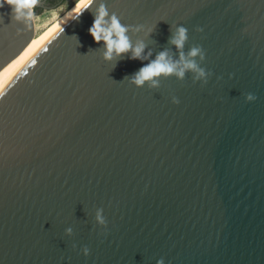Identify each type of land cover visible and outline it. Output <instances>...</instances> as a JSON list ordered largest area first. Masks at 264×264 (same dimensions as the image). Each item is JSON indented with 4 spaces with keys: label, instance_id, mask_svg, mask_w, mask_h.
Listing matches in <instances>:
<instances>
[{
    "label": "water",
    "instance_id": "water-1",
    "mask_svg": "<svg viewBox=\"0 0 264 264\" xmlns=\"http://www.w3.org/2000/svg\"><path fill=\"white\" fill-rule=\"evenodd\" d=\"M100 2L150 60L184 26L212 75L136 87L150 61H105L77 13L0 92V264H264V0ZM0 17L1 67L34 26Z\"/></svg>",
    "mask_w": 264,
    "mask_h": 264
},
{
    "label": "clouds",
    "instance_id": "clouds-1",
    "mask_svg": "<svg viewBox=\"0 0 264 264\" xmlns=\"http://www.w3.org/2000/svg\"><path fill=\"white\" fill-rule=\"evenodd\" d=\"M40 2L41 0H0V8H3L5 5L10 6L13 21L27 22L34 18L35 8ZM96 4L97 0H79V7L77 9L79 14L74 19H78L85 10L93 12V24L88 31L97 44L103 42V59L117 63L130 53V56H127L128 59L150 61L133 75L125 76L124 80H127L136 87L147 85L150 89H158L161 78L167 79L174 76L183 81L186 74L191 73L194 83L197 81L203 84L207 83L208 77L212 73L201 67V63L205 59L202 47L194 45L187 52L184 51L185 44L188 41L187 28L177 26L173 31L172 27H170L171 36L169 37L168 44L175 46L178 58H175L176 54L173 53L171 48H165L156 55L155 59L150 60L153 53L151 49L145 53V49L147 48L146 43L142 39H137L133 42L129 36V32L135 35L143 31L144 26L138 25L132 27L122 24L120 18L115 13H109L107 6L103 2H100L98 6H95ZM81 9L83 10L81 11ZM0 22H3L2 17H0ZM197 31H202V29L198 28ZM152 32V29H148L146 35H150ZM75 38L78 46H81L78 38L76 36ZM116 63L113 68H115ZM255 99L256 97L251 93L246 95V100L249 102ZM172 102L178 104L179 100L173 96ZM95 221L102 227L107 226L102 208L96 210ZM65 233L71 236L73 229L69 227L65 230ZM73 247L75 248V245ZM82 252L85 256L90 254L87 246L83 247ZM157 264H164L163 259L158 260Z\"/></svg>",
    "mask_w": 264,
    "mask_h": 264
},
{
    "label": "bare ground",
    "instance_id": "bare-ground-1",
    "mask_svg": "<svg viewBox=\"0 0 264 264\" xmlns=\"http://www.w3.org/2000/svg\"><path fill=\"white\" fill-rule=\"evenodd\" d=\"M79 0H77L60 17L54 19L40 33H35L30 42L18 53L16 57L0 67V92L14 79L19 71L35 56V54L67 24L78 12ZM82 10V9H81ZM18 37L15 38H19ZM14 39V37H13Z\"/></svg>",
    "mask_w": 264,
    "mask_h": 264
},
{
    "label": "rangeland",
    "instance_id": "rangeland-1",
    "mask_svg": "<svg viewBox=\"0 0 264 264\" xmlns=\"http://www.w3.org/2000/svg\"><path fill=\"white\" fill-rule=\"evenodd\" d=\"M77 0H65L62 4L54 7H40L35 11L33 26L35 33H40L47 25L52 23L54 19L60 17L61 13L67 11Z\"/></svg>",
    "mask_w": 264,
    "mask_h": 264
},
{
    "label": "trees",
    "instance_id": "trees-1",
    "mask_svg": "<svg viewBox=\"0 0 264 264\" xmlns=\"http://www.w3.org/2000/svg\"><path fill=\"white\" fill-rule=\"evenodd\" d=\"M64 1H65V0H59L58 2H55V1H48V3H46V4H48L50 7H54V6H58V5L62 4ZM41 2H42V0H41ZM37 9H38V8H35V11H36ZM63 13H64V12H63ZM63 13H61V15H62ZM61 15H60V16H61Z\"/></svg>",
    "mask_w": 264,
    "mask_h": 264
},
{
    "label": "flooded vegetation",
    "instance_id": "flooded-vegetation-1",
    "mask_svg": "<svg viewBox=\"0 0 264 264\" xmlns=\"http://www.w3.org/2000/svg\"><path fill=\"white\" fill-rule=\"evenodd\" d=\"M48 1L58 2L59 0H42V2H43V8L50 7L48 4H46V3H48Z\"/></svg>",
    "mask_w": 264,
    "mask_h": 264
}]
</instances>
